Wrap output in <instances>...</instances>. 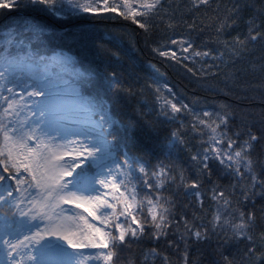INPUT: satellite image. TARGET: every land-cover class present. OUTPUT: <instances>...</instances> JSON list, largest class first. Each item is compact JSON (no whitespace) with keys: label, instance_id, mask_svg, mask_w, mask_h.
<instances>
[{"label":"snow or ice","instance_id":"snow-or-ice-1","mask_svg":"<svg viewBox=\"0 0 264 264\" xmlns=\"http://www.w3.org/2000/svg\"><path fill=\"white\" fill-rule=\"evenodd\" d=\"M0 264H264V0H0Z\"/></svg>","mask_w":264,"mask_h":264},{"label":"trees","instance_id":"trees-1","mask_svg":"<svg viewBox=\"0 0 264 264\" xmlns=\"http://www.w3.org/2000/svg\"><path fill=\"white\" fill-rule=\"evenodd\" d=\"M162 70H163V69H162ZM173 75H175V74H173ZM177 78H178V77H177ZM256 83H259V80H257ZM258 98H259V96H258V94H257V100H258Z\"/></svg>","mask_w":264,"mask_h":264}]
</instances>
